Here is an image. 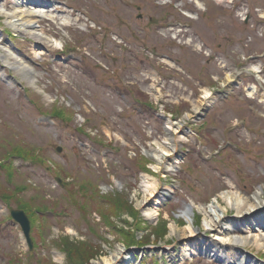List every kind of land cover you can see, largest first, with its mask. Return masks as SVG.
<instances>
[{"label": "rangeland", "instance_id": "rangeland-1", "mask_svg": "<svg viewBox=\"0 0 264 264\" xmlns=\"http://www.w3.org/2000/svg\"><path fill=\"white\" fill-rule=\"evenodd\" d=\"M15 1L4 3L14 10ZM197 1L201 7L193 0H46L57 16L38 24L62 41L60 49L15 33L0 15V45L35 69L39 89L0 59V264H95L120 247L144 254L125 264H175L184 261L185 241L169 236V225L187 226L178 215L186 205L209 240L195 205L207 210L224 190L252 196L264 189V0ZM61 16L70 24H60ZM180 22L188 27L173 29ZM238 71L245 74L227 83ZM249 86L258 94L249 96ZM229 88V98L196 120L204 113L195 115V106ZM206 91L213 97L204 100ZM160 110L187 128L174 134L179 153L168 157L180 160L178 168L164 174L146 154L168 134ZM147 175L159 179L157 190L173 189L155 221L138 206ZM13 208L32 221L33 251ZM166 248L180 259L168 258ZM243 253L264 261L253 244ZM196 254L185 264H223Z\"/></svg>", "mask_w": 264, "mask_h": 264}, {"label": "bare ground", "instance_id": "bare-ground-1", "mask_svg": "<svg viewBox=\"0 0 264 264\" xmlns=\"http://www.w3.org/2000/svg\"><path fill=\"white\" fill-rule=\"evenodd\" d=\"M3 1V2H2ZM14 1V0H13ZM30 0H16L17 3L14 10L7 7L4 0L0 1V15L5 17V23L13 28V31L17 34H30L36 37H43L46 41L51 40V44L55 45L58 49L63 47L62 41L57 39H51V37L44 34L43 30L38 24V18L46 17L54 20L57 16L53 8V5H49L46 0H32L36 4H31L28 2ZM199 7L202 3L197 0H193ZM35 5V6H34ZM34 17L33 19L31 18ZM30 17V18H28ZM60 24L68 25L70 24V19L68 17H59ZM1 32H0V42H1ZM1 46V45H0ZM0 57L3 59L5 66L12 67L23 76L24 79L30 83L32 86L38 89L36 79V71L30 64L25 63L22 58L15 55L10 48L0 47ZM35 57H38L37 51L35 52ZM14 59V62L11 61ZM256 72L257 68L253 67ZM237 73L228 74L226 77L227 83L232 82V78L237 76ZM226 86V82L223 83ZM154 89V87H152ZM39 90V89H38ZM42 90V89H40ZM155 90V89H154ZM246 91H250L249 96L258 94L259 90L256 87H248ZM205 97L212 98V94L206 91ZM248 96V97H249ZM47 99L51 100V97L46 95ZM264 98V93L262 94ZM52 101V100H51ZM205 108V104L201 103L195 106V115H198ZM187 117H190L186 115ZM168 134L164 140V143L156 142L155 146L150 147L146 154L151 159L156 161L153 166L154 170L163 173L164 172H176L178 167V160L174 163L169 162L168 157L178 152V143L173 138L174 134H180L181 132H186L187 128L182 126V122L174 121L168 118L167 124L165 126ZM180 136V135H179ZM181 137V136H180ZM164 178V177H163ZM159 179L151 177L149 175L142 178L143 183V193L144 197L138 203V206L143 210L144 216L149 220H156L158 217L159 206L162 205L163 198L160 196L162 191L157 190L159 185ZM172 188V187H171ZM166 189V188H165ZM170 189V188H168ZM166 189V190H168ZM264 194V189L259 188L252 196H246L244 193L239 191H228L224 190L215 198L214 203L210 204L207 210L201 205L196 206L198 211L204 213L203 224L204 229H206V239H196L195 237H200V229L196 228L194 224V210L191 204H188L184 209H182L178 215H181L186 220V227L182 230L179 226H176L173 221L170 223L169 236H175L178 240L185 241L183 243L184 248L182 249L183 255L189 256L196 254L199 250H203L206 253L214 252V255L220 257L224 260L232 262L234 258L238 260L240 264H245L247 261L249 264L256 263L257 258H253L251 255H246L243 253V248L247 245L253 244L261 249H264V199L262 198ZM153 201V202H152ZM193 202V201H191ZM230 209H234L237 212V216L232 218L228 217L227 214ZM258 216V217H257ZM235 226V227H234ZM244 227V230L242 231ZM235 229H239L242 235H237ZM182 230V231H181ZM197 232V235H196ZM212 234H207L211 233ZM195 234V235H194ZM244 235V236H243ZM170 249L165 251L168 255ZM229 252H231L229 254ZM210 254V255H211ZM233 255V256H232ZM56 259L59 262L62 259V255L56 254ZM134 260L132 254L126 253L124 248H116L115 252L110 255L103 257V259L95 264H125L126 261ZM253 262V263H252ZM263 262V261H262ZM128 264V263H127Z\"/></svg>", "mask_w": 264, "mask_h": 264}, {"label": "water", "instance_id": "water-1", "mask_svg": "<svg viewBox=\"0 0 264 264\" xmlns=\"http://www.w3.org/2000/svg\"><path fill=\"white\" fill-rule=\"evenodd\" d=\"M60 150V148H59ZM11 218L17 222L21 228V232L24 235L25 242L28 245L29 250H33L34 243L31 238V221L27 213L21 209L13 208L10 210Z\"/></svg>", "mask_w": 264, "mask_h": 264}, {"label": "trees", "instance_id": "trees-1", "mask_svg": "<svg viewBox=\"0 0 264 264\" xmlns=\"http://www.w3.org/2000/svg\"><path fill=\"white\" fill-rule=\"evenodd\" d=\"M31 218H32V216H31ZM68 245H69V243H66L65 244V247H67L68 248ZM71 250V253H73V250L72 249H70ZM69 249H67V251H70Z\"/></svg>", "mask_w": 264, "mask_h": 264}, {"label": "flooded vegetation", "instance_id": "flooded-vegetation-1", "mask_svg": "<svg viewBox=\"0 0 264 264\" xmlns=\"http://www.w3.org/2000/svg\"><path fill=\"white\" fill-rule=\"evenodd\" d=\"M147 38V37H146Z\"/></svg>", "mask_w": 264, "mask_h": 264}]
</instances>
